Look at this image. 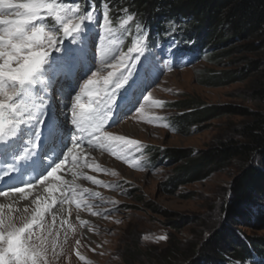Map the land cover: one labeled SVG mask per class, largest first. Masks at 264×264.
Segmentation results:
<instances>
[{"label": "rangeland", "instance_id": "1", "mask_svg": "<svg viewBox=\"0 0 264 264\" xmlns=\"http://www.w3.org/2000/svg\"><path fill=\"white\" fill-rule=\"evenodd\" d=\"M49 2L77 8L74 3L68 4L62 0ZM104 12L103 7L92 6L79 10L77 15L87 17L91 13L92 20L86 21L87 29L75 34V40L66 41L69 47L77 49L75 56L85 64L87 73L91 70L87 67L90 63L93 70L100 68L96 78L101 81L108 71H113L110 67H101V45L116 48L119 53H127L133 41L140 36L130 34L134 32L132 20L121 26V22L131 15L125 10L117 12L113 20L109 17L112 33H105L98 26L103 25ZM45 28L54 31L58 37L63 36L59 30L61 25L54 21V17L46 20ZM258 41L257 38L248 37L230 40L228 49L215 46L213 53H225L218 55L217 58H222L223 62L216 65L209 59L204 60L205 56L194 60L191 65H182L171 61L168 51L148 55L144 47L142 55L133 53V58L140 55V59L135 60L134 64L129 61L118 70L129 77V82L135 78L141 60L145 58L158 66L159 76L145 89L144 94L151 95L148 102L141 99L144 107L137 105L139 111L126 112L118 122L105 127V132L114 137L122 136L124 140H109L107 145L104 141L103 146L96 145L92 147L95 150L88 151L99 156L95 164L98 169L91 170V177L102 183L93 184L85 179L86 186L75 189L76 194L72 188L64 193L70 201L66 203L68 208L74 210L76 215L78 212L83 214L84 218H75L73 215L63 217L72 223L70 232H76V238L70 247H67L70 242L65 239L52 241L56 248L50 249L51 254L55 250L62 252L61 247L65 252L59 253L60 257L52 259L51 264H187L194 258L192 252L210 255L206 247L207 240L221 227L228 226L239 239L246 236L264 238V210L240 205L236 209L239 213L237 220L233 224L227 222L224 210L230 201V188L242 169L238 162L233 161L222 170L201 177L196 173H181L180 167L187 162L186 159L175 157L165 161L166 153L171 150H182L197 157L217 147L221 141H241L237 134L238 128L251 118L242 113L212 116L183 131L174 125L172 127L171 121L176 115L190 111L184 107V101H194L206 108L232 106L250 113H264V97L259 98L253 92L252 76L255 73L250 76L249 72L242 76L235 74V71L243 73L242 68L250 60L263 56L261 50L245 47ZM120 45L121 48H118ZM207 50L206 55L209 53ZM62 68L63 64L59 65L58 70ZM221 71H229L230 76L213 79L209 84L200 82L201 75L219 77ZM80 84H83V80ZM39 88L41 91L28 102L33 111L49 106L51 98L60 103L57 89L53 88L47 76L41 79ZM81 96V102L87 105L88 97ZM153 100L163 103L157 106L151 103ZM179 103L181 106H178ZM162 154L166 156L160 157L154 164L145 162L150 156ZM88 155L80 160L85 170ZM257 159L253 165L260 167L261 160ZM84 189L88 191L84 192ZM76 199L83 202L79 210L76 209ZM88 205L101 215L93 216L86 210ZM81 220L87 224L82 225ZM160 236L166 239L160 240ZM229 253V250L225 251L222 256L227 263L234 264L229 259ZM47 258L49 260V256Z\"/></svg>", "mask_w": 264, "mask_h": 264}, {"label": "snow or ice", "instance_id": "2", "mask_svg": "<svg viewBox=\"0 0 264 264\" xmlns=\"http://www.w3.org/2000/svg\"><path fill=\"white\" fill-rule=\"evenodd\" d=\"M78 12V8H66L63 4H54L49 0H0V161H13L7 165V172L4 173L8 176V181L5 182L0 176V197L13 200L8 205L7 214L3 213L5 205L0 204V264H48V238L43 234V230L47 228L45 217L52 214L55 218L56 214L52 209L57 203H70L64 195L69 182L62 180L57 175L58 171L66 162L73 167L81 166L79 158L73 161H68V158L77 147L83 152V133L89 129L91 131L86 141L89 147L103 146L104 141L109 140L123 141L124 137H114L105 132V127L118 122L126 112L139 111L137 105L144 107L141 99L148 102L151 95H145V89L160 73L158 66L147 58L141 60L137 74L130 82L128 76L118 71L127 62L134 64L135 60L140 59V55L133 58V53L142 55L145 36H138L127 53H119L116 48L101 45V67H110L113 71H108L101 81L96 78L100 68L93 70L90 63L87 67L91 70L84 76L81 85L80 76L85 71V64L75 56L77 49L69 47L66 41L75 40V34L87 29V22H91L92 14L88 13L85 17L77 15ZM49 17H54V21L61 25L59 30L63 32L62 37H58L54 31L46 30L45 22ZM132 19L133 16L128 15L121 26ZM109 25V15L105 11L103 25L98 26L110 35L112 29ZM61 64L72 74L70 89L74 86L75 90H69L63 96L64 103L61 105L59 118L47 114V109L44 113L37 114L29 107L28 102L41 91L39 83L43 77L47 76L53 85L57 83L58 67ZM81 94L88 97L87 105L81 102ZM151 103L161 106L163 102L153 100ZM66 126L71 128L70 145L66 150L59 151L58 158L37 173L40 182L48 181L51 177L53 182L60 183L61 198L48 203L41 202L37 196L31 201L35 207L29 218V206L26 205L22 213L13 206L16 194L26 200L28 194L25 190L28 189L30 194L33 187L31 182L17 180V162L27 160L37 147L36 143H29L32 137L37 140L43 137L45 142L51 139L62 147ZM0 172H3L2 167ZM85 178L93 184L102 183L91 176ZM17 183L23 186H16ZM45 191L55 194L56 184L52 183ZM87 191L88 189H84V192ZM82 203V200L76 199L77 210L81 209ZM60 210L64 211L63 207ZM86 210L93 216L101 215L91 205ZM80 223L87 224L83 220ZM38 229L41 230L40 234H37ZM159 239L164 240L166 237L160 236Z\"/></svg>", "mask_w": 264, "mask_h": 264}, {"label": "trees", "instance_id": "3", "mask_svg": "<svg viewBox=\"0 0 264 264\" xmlns=\"http://www.w3.org/2000/svg\"><path fill=\"white\" fill-rule=\"evenodd\" d=\"M62 1L74 2L77 8L103 7L104 11H109L112 20L118 15L117 12L125 10L133 16L131 24H134V32L130 34L145 36L143 47L146 53L152 55L169 46L173 57L181 58L183 65H191L194 60L204 56L203 59H209L213 65L221 64L222 58L217 57L225 53L224 51L213 53L215 46H218V49L221 46L228 49L232 39L257 38L259 39L257 44L250 43L245 47L261 50L263 56L250 60L242 68L243 73L235 71V74L242 76L249 72L250 76L254 72L253 92L259 98L264 97V27H262L264 0ZM206 48L209 52L207 55ZM219 75V77L201 75L200 82L209 84L213 79L230 76L229 71H221ZM183 104L190 111L176 115L172 119L173 122L171 121L172 127L174 125L183 131L217 116L242 113L243 116L251 118L238 128L237 134L241 141L235 139L221 141L217 147L197 157L182 150H171L166 153L165 161H171L175 157L186 159L187 162L180 167L181 173L187 175L196 173L201 177L222 170L233 161L238 162L242 169L230 188V201L224 210L227 222L233 224L237 220L239 213L236 209L240 205L264 210V113H250L248 110L235 109L232 106L200 107L194 101H184ZM178 106H181V103ZM166 155L150 156L145 162L154 164L160 157ZM256 158L261 160L260 167L253 165ZM206 247L209 248L210 255L203 256L198 251L192 252L194 258L187 264H229L222 256L223 252L228 250L229 259L234 264H264V238L246 236L239 239L228 226L216 230L207 240Z\"/></svg>", "mask_w": 264, "mask_h": 264}, {"label": "bare ground", "instance_id": "4", "mask_svg": "<svg viewBox=\"0 0 264 264\" xmlns=\"http://www.w3.org/2000/svg\"><path fill=\"white\" fill-rule=\"evenodd\" d=\"M71 80L72 79H70V81ZM70 81L67 80V82H70ZM58 108H59V106L56 105L55 108H53L51 112L55 115H57L56 113H59V115H57V117L59 118L61 110ZM60 108H61V106H60ZM90 131L91 130L89 129L88 131L83 133V136L85 137L83 152L81 151L80 147H77L74 149L72 156H70L68 158V161H73L76 158H79L80 160H82V157H86V154L88 153L89 155L87 157V164H85L86 170H85V168L83 169L82 166L73 167L71 163L66 162L65 166L61 170H59L57 173V175L60 176L62 178V180L69 182L67 188L64 189V193L68 192L69 189H71V188L72 189H81V185L86 186L85 181H84L86 179L85 177L93 175V174H91L92 169H94V170L98 169V167L95 164H97V161L99 160V156L94 155V154L93 155L90 154L88 151L95 150V149L92 147H89L86 143ZM65 142L66 143H63L62 147L55 146L56 153H55V155L53 154L54 156H50L47 159H45L44 156H42L43 154H39V155L32 154L27 158V162L35 167L37 173L41 172L45 165L51 163L53 160H56L58 158L57 153L59 151L62 152L63 150H66V148L70 145V140H66ZM105 142L107 145L108 142L107 141H105ZM53 146H54V144H53ZM61 159H63V157H61ZM44 174H46V173H44ZM94 176H96V175H94ZM2 178L7 179L8 176L3 175ZM39 178H40V176L37 174L35 177H30V178L20 177L19 178V181L31 182L33 184V187L31 189L30 194L28 193V189L25 190L26 194H28V199H26V200L21 199L19 197V194H16V196L14 198L15 203L13 206L15 208H18L21 213L23 212V209L26 205L29 206V213H28L29 218L31 215V210L34 209V207H35V205H33L31 203V201L36 199L37 196H39L41 202H48V203H51L53 199L61 198L60 197L61 186H60L59 182H53L51 177L49 178L48 181L37 182V180H39ZM52 183H55L56 187H57V191L55 194H52L50 192L45 191V189L50 187ZM19 186H23V185L19 183ZM73 193L76 194L77 193L76 190L73 191ZM12 203H13L12 199H10L8 197H0V204L5 205V208L3 209L4 214L8 213V205L12 204ZM61 207H63L64 211L60 210ZM71 208H73V207H71ZM73 211H72V209L68 208L67 204L61 205V204L57 203L54 206V208L52 209V212L56 214L55 218H53L52 214H48L45 217V223L47 225V228L45 230H43V234H44V236H46L48 238L49 251L53 247L56 248L52 243V241H54V240L61 241V240L65 239V240L70 242V245L67 244V247L73 246L72 244L74 243L73 241L76 238V232H70L72 230H70L69 227L72 225V223L67 218H63V217L73 215V217H75V218H78V217H80L81 219L84 218L83 214H80L78 212L76 215V213H74ZM76 223H78V222H76ZM40 231L41 230L38 229L37 234H40ZM49 231H50V234H49ZM61 248L62 249H60V250H62V252H65V250H63V247H61ZM62 252H60L59 250H55V252L53 254L48 252V255H47V256H49V260L47 258L48 264L52 263L51 262V261H53L52 259L59 258L60 257L59 253H62ZM80 253H81V251H80ZM77 254H78V252H77Z\"/></svg>", "mask_w": 264, "mask_h": 264}]
</instances>
